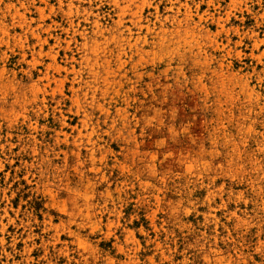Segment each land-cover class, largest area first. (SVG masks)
<instances>
[{"label":"rangeland","instance_id":"obj_1","mask_svg":"<svg viewBox=\"0 0 264 264\" xmlns=\"http://www.w3.org/2000/svg\"><path fill=\"white\" fill-rule=\"evenodd\" d=\"M0 264H264V0H0Z\"/></svg>","mask_w":264,"mask_h":264}]
</instances>
